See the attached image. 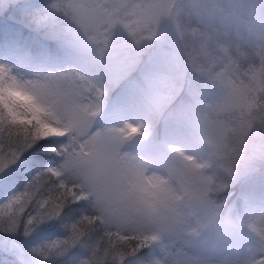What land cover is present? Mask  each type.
<instances>
[{"label": "clouds", "instance_id": "clouds-1", "mask_svg": "<svg viewBox=\"0 0 264 264\" xmlns=\"http://www.w3.org/2000/svg\"><path fill=\"white\" fill-rule=\"evenodd\" d=\"M31 23L66 59L0 58V180L34 150L51 157L0 201V234L19 237L0 264H264V0H39ZM163 37L192 87L147 156L131 145L152 120L102 123L111 81L97 72L118 41ZM48 223L62 232L34 238ZM236 230L239 255L193 251Z\"/></svg>", "mask_w": 264, "mask_h": 264}, {"label": "rangeland", "instance_id": "rangeland-1", "mask_svg": "<svg viewBox=\"0 0 264 264\" xmlns=\"http://www.w3.org/2000/svg\"><path fill=\"white\" fill-rule=\"evenodd\" d=\"M38 2L39 0H0V25L21 22L31 29V38L37 36L38 39H42L38 40L40 44L36 46V49L30 55L17 49L19 46L27 44L26 42H31L27 36L19 43H11L3 34L0 58L13 63L21 62L29 56L35 60L41 59L39 46H44L49 36L45 30L36 29L31 23L32 8ZM6 32L8 33L9 30H6ZM170 41V37H163L146 43L140 48L134 47L130 42L121 44L118 41L117 46L108 55L106 67L97 72V75L111 81L106 96L102 123H115L121 119H130L138 116H145L152 120L154 131L151 138H138L131 145L134 150L140 151L147 156H154L162 150L160 143L162 138L173 137L176 121L180 117V113L177 110L178 104L186 99V94L192 87L189 81H181L179 77L176 69L174 48ZM54 42L59 47L60 54L56 58H50V60L52 62L65 60V51L58 42ZM190 80L196 81V78L190 77ZM196 85L197 87H202L199 81H196ZM158 111H163V115L157 117L153 114ZM49 159L51 157L46 154L42 160V165ZM34 170H24L22 174H16L17 171H22L18 168L13 170L6 181L0 180V201L6 195L11 194L12 191L21 190L24 182ZM252 184V180L240 178L234 185L233 191L238 194H247ZM72 207L77 215V207ZM71 213L75 212L72 211ZM68 216L72 217V215ZM61 232L62 229L59 223H48L37 231L34 238ZM18 240L19 237L15 235L5 237L0 234L1 247L14 244ZM245 240L246 237L243 233L236 230L231 238L222 241L219 247L211 248L202 245L193 249V251L213 259H219L225 255L235 256L242 252Z\"/></svg>", "mask_w": 264, "mask_h": 264}, {"label": "trees", "instance_id": "trees-1", "mask_svg": "<svg viewBox=\"0 0 264 264\" xmlns=\"http://www.w3.org/2000/svg\"><path fill=\"white\" fill-rule=\"evenodd\" d=\"M6 30H9V32L7 33ZM31 29L24 25L23 23H10L8 25H0V46H1V41L3 36L5 35V38L8 39L9 42H15V43H19L23 40V38H25L26 36L28 37V39L31 40L30 43L26 42L27 44H24L23 46H19L17 49L23 51V52H27L28 54L31 55L32 51L36 49V46H38L40 43L38 40H42L41 38H37L33 37L31 38ZM4 34V35H3ZM37 38V39H36ZM28 41V40H27ZM40 49V57L41 59L47 57V58H56L57 56H59L60 54V49L59 47L55 44V42L51 39L48 38L46 39V43L44 46H39ZM34 52H38V51H34ZM39 148V146H38ZM46 154L44 153H39L37 150H34V152L26 158V163L19 168L20 171H17L16 174H22V172L24 170H30V169H37L38 167L42 166V160L44 159ZM67 210V215H72L75 216L76 215V211L74 210L73 207L66 209ZM72 211H74L75 213H71ZM0 248H2L0 246Z\"/></svg>", "mask_w": 264, "mask_h": 264}, {"label": "bare ground", "instance_id": "bare-ground-1", "mask_svg": "<svg viewBox=\"0 0 264 264\" xmlns=\"http://www.w3.org/2000/svg\"><path fill=\"white\" fill-rule=\"evenodd\" d=\"M44 45V44H43Z\"/></svg>", "mask_w": 264, "mask_h": 264}]
</instances>
